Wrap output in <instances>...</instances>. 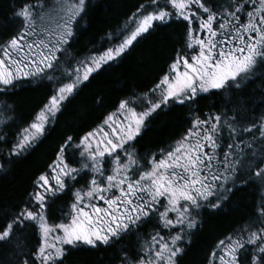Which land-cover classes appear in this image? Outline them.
<instances>
[{
	"label": "snow or ice",
	"instance_id": "obj_1",
	"mask_svg": "<svg viewBox=\"0 0 264 264\" xmlns=\"http://www.w3.org/2000/svg\"><path fill=\"white\" fill-rule=\"evenodd\" d=\"M46 7L45 0L16 3L10 19L19 21L18 31L0 42V94L30 80L49 82L51 91L14 134L9 163L35 148L65 103L138 38L180 22L182 46L146 91L119 100L83 135L64 137L28 199L0 224V247L21 250L26 245L18 234L29 227L37 234L36 244L8 264H64L70 250L113 247L133 237L134 249L121 248L119 264H179L201 223L200 209L221 208L238 182L264 185V110L254 116L253 98L244 94L247 81L264 78V0H145L115 43L75 61L68 51L88 0H58L55 15ZM210 92L221 95V110L194 113L178 139L141 155L138 138L151 120ZM261 97L264 106V89ZM9 111L13 106L0 102V124L11 118ZM0 141L7 143L6 134ZM69 153L79 160L70 163ZM64 195L70 196L68 211L60 223H50L49 208ZM256 215L217 242L209 264H264V197Z\"/></svg>",
	"mask_w": 264,
	"mask_h": 264
},
{
	"label": "trees",
	"instance_id": "obj_2",
	"mask_svg": "<svg viewBox=\"0 0 264 264\" xmlns=\"http://www.w3.org/2000/svg\"><path fill=\"white\" fill-rule=\"evenodd\" d=\"M51 0H45L46 4ZM24 0H0V42L7 40L18 31L19 21L10 19L12 8ZM87 14L74 26L75 36L71 41L68 58L72 61L84 59L90 54H98L116 42L121 29L137 6L145 0H88ZM212 0H209V4ZM184 24L180 22L159 25L142 38L122 57L105 65L93 74L89 82L65 103L54 124H50L45 135L35 148L21 156H13L8 162L9 145L16 139L15 133L26 127L51 94L47 81H22L18 87L6 95L0 94V102L13 106L14 111L5 113L11 117L6 124H0V134H6L7 143L0 141V224L28 199L33 181L52 162L57 146L66 135L79 137L99 124L110 111H114L119 100L131 97L133 92L142 93L152 86L154 80L167 70L174 51L182 46ZM109 36L113 39H109ZM64 61H62L63 63ZM264 78L246 82L244 94L253 98V115H258L262 106L261 90ZM103 98V103L97 100ZM224 101L215 92L202 93L190 106H175L167 115L151 120L148 129L138 138L137 149L141 155L155 153L180 137L189 126L192 115L215 113L222 109ZM4 117H0L3 119ZM79 160L78 154L69 153V162ZM72 166H78L73 163ZM82 182V181H81ZM233 190L230 198L221 208L200 209V225L193 231L185 254L179 264H209L210 252L220 239L235 233L250 220L257 219V209L264 197V185L252 181L241 184ZM70 196L64 195L52 204L48 211L50 223L64 219L68 211ZM148 225L143 231L151 230ZM26 245L21 250L12 246L0 247V260L8 264L18 261V252L29 251L37 242V234L31 227L19 233ZM15 242V241H14ZM135 238H127L113 247L99 249L80 248L70 250L64 264H119L118 252L121 248L132 251ZM251 246H249L250 248ZM31 264V261L29 262Z\"/></svg>",
	"mask_w": 264,
	"mask_h": 264
},
{
	"label": "rangeland",
	"instance_id": "obj_3",
	"mask_svg": "<svg viewBox=\"0 0 264 264\" xmlns=\"http://www.w3.org/2000/svg\"><path fill=\"white\" fill-rule=\"evenodd\" d=\"M69 2H70V0H69ZM57 4H58V0H51V1H49V2L47 3L48 7H46L45 11H46V12H52L53 15H55V9H56V7H57ZM46 102H47V100H46ZM46 102H45V103H46ZM114 111H115V110H114ZM58 223H60V222H58Z\"/></svg>",
	"mask_w": 264,
	"mask_h": 264
}]
</instances>
